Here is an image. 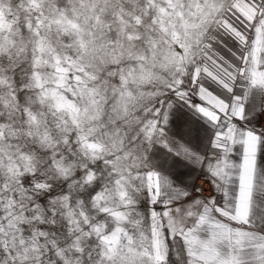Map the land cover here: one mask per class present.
<instances>
[{
    "label": "snow or ice",
    "instance_id": "snow-or-ice-1",
    "mask_svg": "<svg viewBox=\"0 0 264 264\" xmlns=\"http://www.w3.org/2000/svg\"><path fill=\"white\" fill-rule=\"evenodd\" d=\"M0 264H264V0H0Z\"/></svg>",
    "mask_w": 264,
    "mask_h": 264
}]
</instances>
